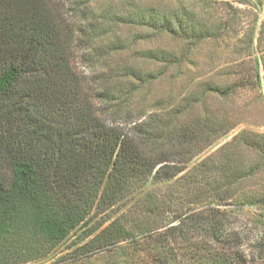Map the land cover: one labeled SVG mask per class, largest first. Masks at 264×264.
Segmentation results:
<instances>
[{"label": "trees", "instance_id": "obj_1", "mask_svg": "<svg viewBox=\"0 0 264 264\" xmlns=\"http://www.w3.org/2000/svg\"><path fill=\"white\" fill-rule=\"evenodd\" d=\"M76 4L80 0H0V264L44 257L87 226L79 238L84 243L68 258L75 264L106 251H119L127 263L143 250L137 244L154 236L145 248L156 264H234L199 240L191 242L190 258L180 260L171 240L197 232L219 244L233 241L225 217L194 205L204 194L218 203L237 197L264 205V189L244 198L235 189L264 169L263 162L245 170L231 157L243 145L264 159V134L240 133L189 168L195 142L210 143L223 127L209 118L177 126L158 113L130 121L117 73L89 77L73 66V49H91L98 38L97 21ZM143 19L139 24L155 26L152 15ZM161 25L170 30L169 21ZM149 54L173 61L163 50ZM94 55L89 59L102 58ZM124 75L144 79L135 67ZM251 81L261 83L258 68ZM209 90L231 91L212 84ZM168 130L167 144L161 140ZM150 183L171 184L139 196Z\"/></svg>", "mask_w": 264, "mask_h": 264}, {"label": "rangeland", "instance_id": "obj_2", "mask_svg": "<svg viewBox=\"0 0 264 264\" xmlns=\"http://www.w3.org/2000/svg\"><path fill=\"white\" fill-rule=\"evenodd\" d=\"M80 3L76 4L77 10H87L92 20L97 21L98 38L91 49L87 46L73 49V66L89 77L104 70L117 73L121 79L116 78L115 83L123 86L121 100L130 121L145 120L158 113L164 120L176 121L177 126L194 127L196 122L209 118L223 127L210 143L202 139L195 142V156L189 168L216 154L240 133L264 134V0H80ZM146 15H152L154 27L139 24ZM164 21H169L170 30L161 25ZM153 50L168 52L173 61L149 58V51ZM90 52L93 56L101 52L102 58L89 59ZM132 67L144 79L124 75ZM257 68L261 83L251 81ZM148 74L153 78L147 80ZM211 84L219 89L230 87L231 91L222 94L209 90ZM170 131L165 132L162 142L168 144ZM233 150V166L242 164L247 170L246 167L249 169L257 162L264 164L255 150L243 145ZM170 184L150 183L139 196L160 187L165 190ZM235 189L242 198L262 191L264 169L241 179ZM194 207L199 212L214 207L231 227L233 241L219 244L197 232L179 235L171 242L176 244L180 260L190 258L192 243L199 240L202 247L211 248L215 254H229L234 264H264V249L259 248L264 243V205L241 204L237 197L218 203L204 194ZM88 228L74 232L48 255L21 264H75L68 258L84 243L79 238ZM156 239L154 236L141 240L137 248L143 250L127 263L119 251H106L79 264H156L155 255L145 248Z\"/></svg>", "mask_w": 264, "mask_h": 264}]
</instances>
